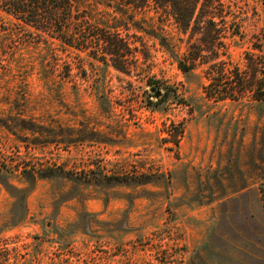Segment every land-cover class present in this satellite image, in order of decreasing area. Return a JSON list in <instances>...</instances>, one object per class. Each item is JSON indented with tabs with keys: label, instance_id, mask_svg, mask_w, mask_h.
<instances>
[{
	"label": "rangeland",
	"instance_id": "obj_1",
	"mask_svg": "<svg viewBox=\"0 0 264 264\" xmlns=\"http://www.w3.org/2000/svg\"><path fill=\"white\" fill-rule=\"evenodd\" d=\"M228 1L264 87V0ZM25 29L0 10V264H264V101L208 100L149 36L104 76ZM149 81L176 97L149 108Z\"/></svg>",
	"mask_w": 264,
	"mask_h": 264
},
{
	"label": "trees",
	"instance_id": "obj_2",
	"mask_svg": "<svg viewBox=\"0 0 264 264\" xmlns=\"http://www.w3.org/2000/svg\"><path fill=\"white\" fill-rule=\"evenodd\" d=\"M0 10L26 28L23 35L43 42L46 52L57 42L100 62L103 74L110 67L126 74L137 69L140 56L148 55L143 49L149 36L172 56L183 74L202 71L208 100L264 101V96L255 94L259 89L264 95L260 89L264 87L255 84L261 62L249 52H245L251 61L247 69L233 61L231 46L237 45L243 34L239 16L228 0H0ZM167 20L181 35L179 42L163 32ZM181 47H185L183 52ZM149 85L162 90L160 96L154 93L146 98L149 108L177 95L170 86L152 81ZM105 98L99 94L101 103ZM6 120L0 116V126L8 127Z\"/></svg>",
	"mask_w": 264,
	"mask_h": 264
},
{
	"label": "water",
	"instance_id": "obj_3",
	"mask_svg": "<svg viewBox=\"0 0 264 264\" xmlns=\"http://www.w3.org/2000/svg\"><path fill=\"white\" fill-rule=\"evenodd\" d=\"M153 90H155V88H152ZM160 94V91H157L156 92V95H159Z\"/></svg>",
	"mask_w": 264,
	"mask_h": 264
}]
</instances>
